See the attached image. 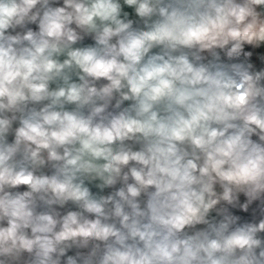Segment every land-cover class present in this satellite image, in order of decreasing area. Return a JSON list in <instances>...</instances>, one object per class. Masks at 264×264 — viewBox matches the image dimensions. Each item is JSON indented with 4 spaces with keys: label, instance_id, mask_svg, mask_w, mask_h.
Returning a JSON list of instances; mask_svg holds the SVG:
<instances>
[{
    "label": "clouds",
    "instance_id": "clouds-1",
    "mask_svg": "<svg viewBox=\"0 0 264 264\" xmlns=\"http://www.w3.org/2000/svg\"><path fill=\"white\" fill-rule=\"evenodd\" d=\"M0 264H264V0H0Z\"/></svg>",
    "mask_w": 264,
    "mask_h": 264
}]
</instances>
